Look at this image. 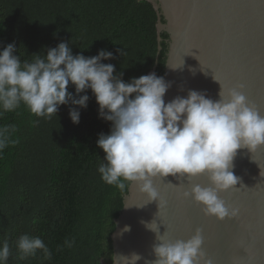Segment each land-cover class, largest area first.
Listing matches in <instances>:
<instances>
[{
    "label": "trees",
    "instance_id": "16d2710c",
    "mask_svg": "<svg viewBox=\"0 0 264 264\" xmlns=\"http://www.w3.org/2000/svg\"><path fill=\"white\" fill-rule=\"evenodd\" d=\"M159 15L149 0H0V50L14 43L23 62L60 42L73 55L104 49L114 58L101 62L130 82L152 69L163 74L168 34L157 29ZM68 91L75 98L87 94V107L69 101L44 119L21 105L0 116V126H16L11 138L18 141L0 152V246L8 239L7 264H112L110 234L129 182L121 191L101 179L105 153L96 142L111 122L100 117L91 89L77 94L70 83ZM73 107L79 123L69 116ZM25 233L41 238L51 257L38 250L20 259L14 242Z\"/></svg>",
    "mask_w": 264,
    "mask_h": 264
},
{
    "label": "clouds",
    "instance_id": "9594fccd",
    "mask_svg": "<svg viewBox=\"0 0 264 264\" xmlns=\"http://www.w3.org/2000/svg\"><path fill=\"white\" fill-rule=\"evenodd\" d=\"M15 51L14 43L0 50V116L23 105L36 117L51 119L59 106L69 101L87 107L89 96L75 98L68 91L70 83L77 94L91 89L100 117L111 122L110 132L100 133L96 142L105 153L106 163L99 164L98 172L106 184L124 191L125 182L135 181L148 201H159L154 177L207 173L211 186L195 184L183 196L203 204L206 215L220 220L238 216L239 209L227 206L218 192L236 187L239 181L230 170L237 150L247 147L253 152L264 145V115L249 105L242 92L229 89L226 98L221 86L220 99L213 101L203 92L189 90L186 97L176 96L166 103L164 96L170 83L155 73L125 82L122 73L114 75L113 64L101 62L114 58L110 51L100 49L91 57L73 55L69 43L60 42L47 49L46 55L34 53L31 60L23 62L14 55ZM118 51L123 56L127 54ZM69 116L73 123H79L78 108H70ZM33 123L38 124L39 120ZM16 130L15 125L0 126V152L18 142L11 138ZM151 224L147 225L150 229ZM124 230H128L127 226ZM72 243L65 241L68 247ZM202 243L197 229L188 240L154 244L156 259L151 264H213L205 258ZM14 245L20 259L35 256L38 250L44 259L51 257L48 246L39 237L25 233ZM10 255L9 241L4 239L0 264H7ZM140 258L133 253L131 264Z\"/></svg>",
    "mask_w": 264,
    "mask_h": 264
},
{
    "label": "water",
    "instance_id": "95a60500",
    "mask_svg": "<svg viewBox=\"0 0 264 264\" xmlns=\"http://www.w3.org/2000/svg\"><path fill=\"white\" fill-rule=\"evenodd\" d=\"M149 1L164 19L158 31L168 34L163 74L149 72L170 83L166 103L189 90L216 101L222 86L226 98L236 88L264 115V0ZM232 163L239 181L218 196L239 209L234 218L206 215L203 204L183 196L195 184L211 186L207 173L154 177L159 201H148L138 183L129 182L110 234L112 264H131L133 253L141 257L135 264H151L154 244L188 240L197 229L213 264H264V145L238 149Z\"/></svg>",
    "mask_w": 264,
    "mask_h": 264
}]
</instances>
